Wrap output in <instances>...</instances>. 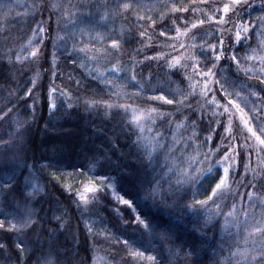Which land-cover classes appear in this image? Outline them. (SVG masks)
I'll use <instances>...</instances> for the list:
<instances>
[{
	"label": "trees",
	"instance_id": "1",
	"mask_svg": "<svg viewBox=\"0 0 264 264\" xmlns=\"http://www.w3.org/2000/svg\"><path fill=\"white\" fill-rule=\"evenodd\" d=\"M125 2L0 0V221L8 228L31 215L55 229L51 218L61 216L63 224L51 234L0 229V264H244L240 253L261 240L249 233L264 226V145L248 127L264 139L250 119V107L264 106L256 86L264 82V0H241L227 14L232 0L117 8ZM209 45L221 55L214 77L194 71H207ZM233 53L239 64L227 59ZM217 80L232 85L230 95ZM230 165L228 189L213 198L219 208L189 207ZM21 240L28 250L17 259Z\"/></svg>",
	"mask_w": 264,
	"mask_h": 264
},
{
	"label": "snow or ice",
	"instance_id": "2",
	"mask_svg": "<svg viewBox=\"0 0 264 264\" xmlns=\"http://www.w3.org/2000/svg\"><path fill=\"white\" fill-rule=\"evenodd\" d=\"M240 4H241V0H232L231 5L230 4H224L223 5L222 11L225 14H227L230 11H234V6L240 5ZM51 7L54 9H59L61 7V5L59 3H54L51 5ZM73 7H76V5H73ZM80 7H88V6L80 5ZM132 7H133V2H131V0H129V2H125L122 4L121 3L117 4V8H122L124 10H128ZM174 10H175V6H174ZM182 10L188 11L187 8H184ZM217 11H220V9L218 8ZM101 19H103V17H101ZM223 22L228 23L229 21H223ZM260 22H261V24H264V17L260 18ZM199 23L203 24L204 21L200 20ZM196 27H197V25L195 23H193L192 28H196ZM238 27H240L245 33H247V31H248L247 26H244L241 24V25H238ZM41 31H43V29H41ZM140 35L143 36V35H145V33L141 32ZM97 38L100 40L105 39V37L103 35H101L100 33H97ZM235 38H236V42L240 43L241 37H240L239 31L236 32ZM218 40H219L220 52L222 53L223 52V43H224L222 35L220 37H218ZM202 47H203V45H202ZM208 47L211 49V52L202 53L203 64H204V67L207 68V71L206 72L203 71L200 68L199 64L196 65V69L194 71H196V74L200 75V76H213L214 77L216 75V72L213 71V69L216 67L215 62L221 59V55L216 54L217 45H209ZM112 49L117 50V51L119 50L118 40L112 39ZM105 51L107 52L110 50L105 49ZM32 55L35 56L36 53L33 52ZM236 57H237V53H233L232 55L227 57V59H229L231 61H236L237 64H239V61L236 60ZM245 59H251V57L245 56ZM114 71L120 72L121 69L114 67ZM129 71L131 72L129 79L131 81H135L136 75H135L134 69H129ZM145 82L150 83V81H145ZM138 83L139 82H137V84ZM216 83L220 84V90L221 91H224L228 95L231 94L228 92V87H230L232 85L229 84V82L227 80H225L224 83H221L219 80H217ZM256 86L260 88L261 92H264V82H261ZM139 87H140L141 91H144V88L142 85H140ZM149 90H154V89H152L150 86ZM52 91L55 92L56 89L53 88ZM237 94L239 95V93H237ZM253 95H255V93H253ZM155 99H163L168 104L173 103V101L171 99H167V97H164V96L156 97ZM231 103L235 104V101H232ZM52 107H55V105L53 104ZM107 107H111V106L107 105ZM120 107H123L125 110H127L130 106L129 105H122ZM236 107H237V109H239V105H236ZM225 110H227V109H225ZM156 111H157L156 109L151 110V112H156ZM250 111H252V113H253V115L251 116L250 119L252 121H255L256 126L260 129L261 133H264V106H259V107L252 106V107H250ZM133 119H134V121H136V120H139V117L134 116ZM230 119H231V117H229V120ZM153 123H155V121H153ZM244 124H245V126H248L249 120H244ZM230 128H231V125L229 124L228 128H226L225 130L230 131ZM248 130L252 132L253 137H255V139L258 140L261 145H264V139H261V137L258 136L255 131H252L251 127H248ZM140 131H143V128H141ZM158 135H160V134L158 133ZM232 151L235 153V155H237V156L240 155V153L237 152L234 148L232 149ZM227 159H228V154L225 153L223 160L218 161V163L223 165L225 162H227ZM230 168H231V165L229 167H223L222 168L223 175L219 178V182L215 184V187L212 188L211 195H208L205 200L196 201L194 204L189 205V207H191L195 211L197 205L204 207L207 205L208 201H212V203L215 204L217 208H219V204L213 198L214 197L219 198V197L223 196L224 193L226 192V190L228 189V187H229L228 180H229ZM245 169H246V165H245ZM213 179H215V178H213ZM7 180H8L9 184H12L14 182L15 178H14V176H8ZM6 186L7 185H5L4 183H0V188H4ZM9 191L13 196L18 197L19 200H23L25 203L28 202L29 196H28V194H26L24 192L23 189H21L19 187H12V188H9ZM153 194H155V193H153ZM124 203L130 204L131 202L126 200V201H124ZM260 207L262 209V215H264V200H261ZM229 215H231V213H229ZM245 215H247V213H245ZM7 219H8V217L5 216V220H7ZM43 219H44L43 217H40L39 219H33L31 217V215H29L28 217H26L24 219L17 220V222L15 224L11 223V221H8V228H5V223L3 221H0V229H3L4 235L7 236L12 231L19 233V232L24 231L25 229H31L33 232H36L38 230L39 231H48L51 234L54 231H58L61 227H63V224L61 223V221H62L61 216H53L51 218L52 220L57 221L55 229H49L47 227H43L40 223V221H42ZM145 227H148V225L145 224ZM253 233L259 234L261 236V240L258 243L255 241L253 242L256 245L255 247H253L251 249L245 248L243 250V252L240 253L241 259L244 262V264H264V226L254 227L252 229V232L249 233V235H252ZM3 238L4 237H0V240H2ZM38 239H39V237H38ZM247 242L248 241L245 240V243H247ZM50 247H52V246H50ZM3 248H4V245L0 244V251H3ZM17 248H19V251L17 252V259H20L22 257V254L28 250V247L21 240L19 244L13 245V251H16ZM237 251H239V249H237ZM236 254L237 253H235V252L232 253L233 256H235ZM56 255H57V257H59L58 252L56 253ZM45 264H52V262L46 261ZM57 264H62V262H60L58 259ZM237 264H240V262H237Z\"/></svg>",
	"mask_w": 264,
	"mask_h": 264
},
{
	"label": "rangeland",
	"instance_id": "3",
	"mask_svg": "<svg viewBox=\"0 0 264 264\" xmlns=\"http://www.w3.org/2000/svg\"><path fill=\"white\" fill-rule=\"evenodd\" d=\"M137 117H139V119H144V117H142L141 115H137ZM238 116H235V117H233V119H234V121H237V122H242V124L245 126V124H244V119H242L241 117H240V115H239V117L237 118ZM232 122H233V120H232ZM143 127V126H142ZM247 126H245L243 129L244 130H246L245 128H246ZM143 131H144V129H143ZM150 139H152V138H150ZM154 141H155V139H152V141H150L149 140V143H154Z\"/></svg>",
	"mask_w": 264,
	"mask_h": 264
}]
</instances>
